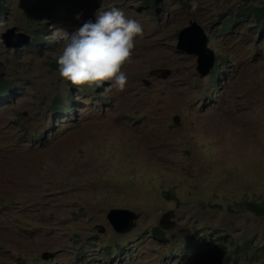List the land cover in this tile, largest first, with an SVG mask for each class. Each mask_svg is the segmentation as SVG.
Masks as SVG:
<instances>
[{
	"label": "rangeland",
	"instance_id": "obj_1",
	"mask_svg": "<svg viewBox=\"0 0 264 264\" xmlns=\"http://www.w3.org/2000/svg\"><path fill=\"white\" fill-rule=\"evenodd\" d=\"M142 1L5 0L0 75L13 89L0 97V264H222L212 251L224 236L230 264H264L237 252L264 244V216L241 207L264 201V26L249 11L264 0H196L194 12L191 0ZM102 3L143 28L122 92L78 89L53 66L59 32L94 21ZM192 21L217 57L204 77L177 49ZM14 27L40 44L7 48L1 34ZM111 209L140 218L118 234ZM169 213L174 227L161 229Z\"/></svg>",
	"mask_w": 264,
	"mask_h": 264
},
{
	"label": "clouds",
	"instance_id": "obj_2",
	"mask_svg": "<svg viewBox=\"0 0 264 264\" xmlns=\"http://www.w3.org/2000/svg\"><path fill=\"white\" fill-rule=\"evenodd\" d=\"M197 7L196 0H191V10ZM4 23L0 21V29ZM59 33L62 46L56 60L63 80L78 89L108 83L105 93L125 90L128 76L123 68L132 61L136 38L143 35L138 21L115 6L106 10L102 3L94 21L85 22L72 34Z\"/></svg>",
	"mask_w": 264,
	"mask_h": 264
},
{
	"label": "water",
	"instance_id": "obj_3",
	"mask_svg": "<svg viewBox=\"0 0 264 264\" xmlns=\"http://www.w3.org/2000/svg\"><path fill=\"white\" fill-rule=\"evenodd\" d=\"M1 40L7 48H19L31 44V37L24 33H17L15 27L2 33ZM208 45V36L197 21L190 22L189 26L179 32L177 49L197 57V71L203 77L214 69L217 59L215 51L210 49ZM170 73L171 71L167 69H156L151 71L150 75L165 79ZM149 85L150 83L146 82V86ZM174 123L177 125L180 123L179 116L174 117ZM172 215L173 213H169L160 220L159 226L161 229L170 230L174 227V223L169 222L170 217H173ZM139 218V214L128 209H111L107 214L109 223L118 234L129 232L134 228ZM43 256L47 260L51 255L44 253Z\"/></svg>",
	"mask_w": 264,
	"mask_h": 264
},
{
	"label": "trees",
	"instance_id": "obj_4",
	"mask_svg": "<svg viewBox=\"0 0 264 264\" xmlns=\"http://www.w3.org/2000/svg\"><path fill=\"white\" fill-rule=\"evenodd\" d=\"M247 1V0H246ZM159 0H143L142 1V5L146 6V7H156L158 4ZM5 0H0V16H4L5 15ZM253 10V11H252ZM250 14H254L256 16V18L258 19V21L260 22L261 26H264V4L262 6L256 7L253 9H249ZM227 26H233V23L231 20L229 21H225ZM39 29L37 30V35H39ZM40 39V38H39ZM42 39L37 40V38H34L31 43L33 45H39ZM54 67H58L57 65H53ZM216 73L217 71L214 72V76H215V80H217L216 78ZM13 89V83L11 81L5 80L1 78L0 75V97H3L9 93L12 92ZM70 98H73L70 95ZM60 100H56L55 104H54V109L56 110L58 107L60 106L59 104ZM71 103V102H70ZM65 104V108L69 106V104ZM57 105V106H56ZM241 207L243 210L245 211H250L254 214H256L257 216H264V201L261 202H257V201H244L241 204ZM152 236L155 240H158L160 242H167L168 239L166 237V233L164 231H162L159 227H155L152 229L151 231ZM233 243L232 241H230L228 236H224V237H219V242L215 243L214 245V251H212V253L214 252V255L217 259H219V262H221L222 264H230L233 257H232V253L229 250V245ZM237 252H243V254L246 257H249L253 259H264V244H255L254 241H250L249 243L245 244V248H239L237 247Z\"/></svg>",
	"mask_w": 264,
	"mask_h": 264
},
{
	"label": "bare ground",
	"instance_id": "obj_5",
	"mask_svg": "<svg viewBox=\"0 0 264 264\" xmlns=\"http://www.w3.org/2000/svg\"><path fill=\"white\" fill-rule=\"evenodd\" d=\"M3 101H5V100H3Z\"/></svg>",
	"mask_w": 264,
	"mask_h": 264
}]
</instances>
